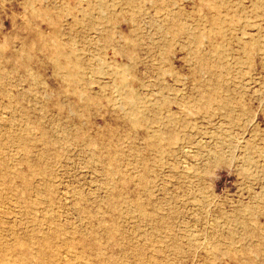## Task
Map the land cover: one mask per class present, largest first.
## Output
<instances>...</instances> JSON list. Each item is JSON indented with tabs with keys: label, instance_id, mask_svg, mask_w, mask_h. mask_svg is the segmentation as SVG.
<instances>
[{
	"label": "rangeland",
	"instance_id": "obj_1",
	"mask_svg": "<svg viewBox=\"0 0 264 264\" xmlns=\"http://www.w3.org/2000/svg\"><path fill=\"white\" fill-rule=\"evenodd\" d=\"M0 264H264V0H0Z\"/></svg>",
	"mask_w": 264,
	"mask_h": 264
}]
</instances>
